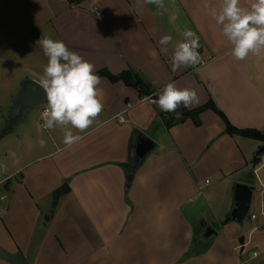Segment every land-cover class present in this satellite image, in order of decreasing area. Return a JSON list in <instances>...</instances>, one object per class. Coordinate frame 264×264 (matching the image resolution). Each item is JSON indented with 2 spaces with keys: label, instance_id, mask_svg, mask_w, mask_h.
<instances>
[{
  "label": "crops",
  "instance_id": "crops-1",
  "mask_svg": "<svg viewBox=\"0 0 264 264\" xmlns=\"http://www.w3.org/2000/svg\"><path fill=\"white\" fill-rule=\"evenodd\" d=\"M189 29L200 37V63L172 71L174 46ZM42 34L96 73L132 70L144 88L100 76L104 109L85 132L73 129L84 139L72 148L62 129L43 127L47 102L0 136V264H264V233L246 254L253 238L225 220L236 185L254 194V179L262 183L264 162L254 167L253 154L264 143L229 134L218 112L237 128L264 130V50L232 57L204 0H0V132L23 82L43 75ZM164 35L173 38L167 54ZM172 81L195 89L199 103L165 113L144 100ZM210 101L218 111L186 116ZM141 133L155 148L130 180ZM259 218L250 234L263 227ZM204 219L218 230L209 243L200 239Z\"/></svg>",
  "mask_w": 264,
  "mask_h": 264
},
{
  "label": "clouds",
  "instance_id": "clouds-1",
  "mask_svg": "<svg viewBox=\"0 0 264 264\" xmlns=\"http://www.w3.org/2000/svg\"><path fill=\"white\" fill-rule=\"evenodd\" d=\"M146 3L163 7V0H145ZM204 8L215 23L222 27V35L230 47V55L244 61L249 54L260 55L264 50V0H248V7L241 6V0H219V8L212 7L204 0ZM183 39L174 46L170 58L172 71L200 63V37L192 30L183 32ZM172 36H162L158 44L160 51L168 53ZM47 57L40 78L47 107L41 114L43 127L49 130H63V144L67 148L82 142L84 137L75 134L89 129L104 109L103 97L99 90L101 77L96 67L78 52L70 50L63 40H54L41 35L36 42ZM154 95L144 97L146 102L155 104L162 112H176L181 105L190 108L199 103L195 89L180 88L177 83L167 82ZM41 146L44 141H40Z\"/></svg>",
  "mask_w": 264,
  "mask_h": 264
},
{
  "label": "water",
  "instance_id": "water-1",
  "mask_svg": "<svg viewBox=\"0 0 264 264\" xmlns=\"http://www.w3.org/2000/svg\"><path fill=\"white\" fill-rule=\"evenodd\" d=\"M47 102L43 88L39 81L35 79H26L22 84V91L16 98L13 107V114L8 120L7 126L0 132L3 136L6 132L11 130L15 124L21 121L28 110L35 106L43 105ZM155 148V142L144 134H139L136 142V153L134 162L130 167L131 176L144 163L148 154ZM264 156V144H262L253 154V166L256 167L261 163ZM253 187L246 183H238L235 188V207L226 221L237 220L242 223L249 215L252 203ZM201 233L200 239L205 243H209L214 237L218 235L216 227L208 222L202 220L200 223ZM244 243V238L240 239Z\"/></svg>",
  "mask_w": 264,
  "mask_h": 264
},
{
  "label": "trees",
  "instance_id": "trees-1",
  "mask_svg": "<svg viewBox=\"0 0 264 264\" xmlns=\"http://www.w3.org/2000/svg\"><path fill=\"white\" fill-rule=\"evenodd\" d=\"M79 0H70L71 3H76ZM99 76L102 75H109L110 78L112 80H119V79H123L126 83L128 84H134L135 86L139 87L140 89L144 88V83L138 78V76H134V73L132 70L129 71H125L122 74H120L119 76H114V75H110L108 74V72L104 71H100L98 73H96ZM133 78H135V81H132ZM150 88V87H149ZM213 108L215 110L218 111V108L216 107L215 103L210 101L208 104L204 105L203 107H200L199 109H196L194 111H190L186 114V116H190L195 118L196 115L203 111L204 109L207 108ZM220 113V115L225 119L226 121V126H227V132L231 135H242L248 138H252L258 141H261L264 143V130H260V129H254V128H245V129H240L235 127L234 125H232L230 123V121L224 116V114L221 111H218Z\"/></svg>",
  "mask_w": 264,
  "mask_h": 264
},
{
  "label": "rangeland",
  "instance_id": "rangeland-1",
  "mask_svg": "<svg viewBox=\"0 0 264 264\" xmlns=\"http://www.w3.org/2000/svg\"><path fill=\"white\" fill-rule=\"evenodd\" d=\"M263 162H264V156H263V161L260 164H258L257 167L261 166ZM258 176L262 183H260L258 179L256 178L254 179L255 190H254V194L252 197V203H251V209H250L249 216L242 223H239L238 221H230V224H238V226L241 225V227L243 226L245 230H247L245 234L246 238L248 237L253 238V243L246 247V252H247L246 254H249V252H251L252 250L256 248L255 242H258L259 239L262 238V235L264 233V227H262L261 225L260 229L250 234L251 230L253 229L255 225L261 224V218H259L260 216L258 217V219L253 220L251 218V215L258 214V212L260 211L261 203L264 206V165L260 167Z\"/></svg>",
  "mask_w": 264,
  "mask_h": 264
},
{
  "label": "built area",
  "instance_id": "built-area-1",
  "mask_svg": "<svg viewBox=\"0 0 264 264\" xmlns=\"http://www.w3.org/2000/svg\"><path fill=\"white\" fill-rule=\"evenodd\" d=\"M152 97V96H151ZM45 110V109H44ZM210 182V180L208 179V180H206V183H209ZM250 214V213H249ZM249 216V215H248ZM259 216H261V217H263L264 218V210L263 211H261L260 212V214H252L251 215V218L253 219V220H256V219H258V217ZM263 227H264V224H263ZM255 255H257V253L255 252L254 253Z\"/></svg>",
  "mask_w": 264,
  "mask_h": 264
}]
</instances>
